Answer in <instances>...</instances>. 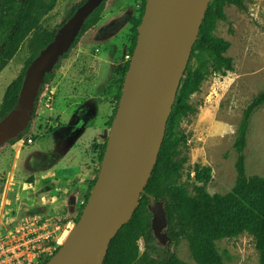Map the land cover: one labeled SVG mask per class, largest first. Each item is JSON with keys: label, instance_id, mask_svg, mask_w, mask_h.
<instances>
[{"label": "rangeland", "instance_id": "rangeland-1", "mask_svg": "<svg viewBox=\"0 0 264 264\" xmlns=\"http://www.w3.org/2000/svg\"><path fill=\"white\" fill-rule=\"evenodd\" d=\"M78 1L57 0L43 26L59 24ZM144 1L107 0L99 22L43 86L30 130L14 144H0V233L16 219L36 213L53 217L61 232L66 221L77 222L101 167V146L108 140L119 101L117 79L135 35L133 19L141 15ZM222 6L226 18L218 20L214 34L231 42L226 55L233 58L234 68L208 74L189 99L194 110L179 126L188 136L181 146V157L187 160L180 182L194 193L188 173L194 174L196 165L210 166L206 190L213 197L236 184L237 128L244 109L264 91V0L246 1L245 7L223 1ZM28 54L24 43L0 74V104ZM246 155L248 176H264V105L252 117ZM34 180L35 188L23 186ZM263 197H258L260 205ZM254 198L255 194L250 197ZM216 246L224 264H260L255 236L249 231L217 241ZM171 249L181 260L198 264L187 239Z\"/></svg>", "mask_w": 264, "mask_h": 264}, {"label": "trees", "instance_id": "trees-1", "mask_svg": "<svg viewBox=\"0 0 264 264\" xmlns=\"http://www.w3.org/2000/svg\"><path fill=\"white\" fill-rule=\"evenodd\" d=\"M84 1L80 0L73 4L62 21L50 28L43 26L42 22L55 8L57 0H0V74L16 57L24 43L29 50L22 71L5 89L0 104V122L17 108L20 88L28 65ZM223 1L245 7V2L249 0L210 1L177 91L157 162L141 193L139 205L130 221L112 238L103 264H189L181 260L171 249V246L182 238L188 240L192 256L198 264H224L216 242L244 231H249L255 236L259 261L260 264H264V197L261 205L258 198L264 195V176H248L246 155L251 120L254 113L264 105V91L256 95L244 109L237 128L234 141L237 152V181L234 187L221 196L209 195L206 186L212 178V169L207 165H196L193 169L194 174L188 173V179L194 180V193L185 183L180 182L187 160L186 157H181V146L187 143L188 136L179 126L180 121L194 110L189 99L201 89L210 72L226 74L234 68L233 58L226 55L231 42L214 34L218 20L226 18ZM106 2L107 0H104L88 17L72 47L77 45L85 32L99 22ZM145 5L146 0L141 15L133 19L136 29L131 49L128 51L131 55L137 42L138 26ZM69 51L61 56L54 70L45 75L39 94L43 86L54 79L55 70L60 67L61 61L68 56ZM129 62H126L123 75L117 79L118 99L122 93ZM38 99L39 96L31 118L35 116ZM30 125L29 123L17 136H12L9 139L10 143L22 140L25 132L30 130ZM106 146L107 142L101 146V162ZM97 176L90 189L93 188ZM254 194L257 198L251 200L250 197ZM150 195L164 203L168 218L165 231L170 238L169 244H162L152 229V213L148 208Z\"/></svg>", "mask_w": 264, "mask_h": 264}, {"label": "water", "instance_id": "water-1", "mask_svg": "<svg viewBox=\"0 0 264 264\" xmlns=\"http://www.w3.org/2000/svg\"><path fill=\"white\" fill-rule=\"evenodd\" d=\"M104 0H85L25 71L14 135L30 122L45 75L75 42L88 17ZM211 0H146L137 42L125 75L101 167L79 220L43 264H103L112 238L130 221L152 174L177 91ZM11 117V118H10ZM6 138L0 135V144ZM151 225L162 244L168 218L163 201L149 197Z\"/></svg>", "mask_w": 264, "mask_h": 264}, {"label": "built area", "instance_id": "built-area-1", "mask_svg": "<svg viewBox=\"0 0 264 264\" xmlns=\"http://www.w3.org/2000/svg\"><path fill=\"white\" fill-rule=\"evenodd\" d=\"M131 57L128 53L125 60L130 61ZM27 141L31 143L32 137ZM24 184L28 188H35L36 181H24L23 186ZM74 226L73 220L66 221L61 232L60 223L53 217H44L40 213L16 219L0 233V264H42L63 245L69 236L66 237V234Z\"/></svg>", "mask_w": 264, "mask_h": 264}, {"label": "flooded vegetation", "instance_id": "flooded-vegetation-1", "mask_svg": "<svg viewBox=\"0 0 264 264\" xmlns=\"http://www.w3.org/2000/svg\"><path fill=\"white\" fill-rule=\"evenodd\" d=\"M11 118V117H10ZM20 117L17 115H14L13 120L14 122L9 124V122H6L0 130V135H3L6 138V141H8L12 136L14 135V128L16 127L15 124L19 121Z\"/></svg>", "mask_w": 264, "mask_h": 264}, {"label": "bare ground", "instance_id": "bare-ground-1", "mask_svg": "<svg viewBox=\"0 0 264 264\" xmlns=\"http://www.w3.org/2000/svg\"><path fill=\"white\" fill-rule=\"evenodd\" d=\"M68 235H70V234H68ZM66 237H67V234H66Z\"/></svg>", "mask_w": 264, "mask_h": 264}]
</instances>
